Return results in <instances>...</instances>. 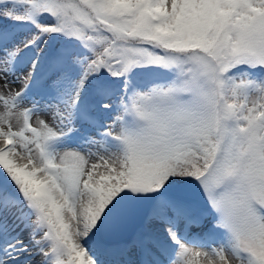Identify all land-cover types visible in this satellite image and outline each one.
<instances>
[{
  "label": "snow or ice",
  "instance_id": "obj_1",
  "mask_svg": "<svg viewBox=\"0 0 264 264\" xmlns=\"http://www.w3.org/2000/svg\"><path fill=\"white\" fill-rule=\"evenodd\" d=\"M0 21V264H264V0Z\"/></svg>",
  "mask_w": 264,
  "mask_h": 264
},
{
  "label": "rangeland",
  "instance_id": "obj_2",
  "mask_svg": "<svg viewBox=\"0 0 264 264\" xmlns=\"http://www.w3.org/2000/svg\"><path fill=\"white\" fill-rule=\"evenodd\" d=\"M0 23H3V21H0ZM9 27H11V25H9ZM19 27L17 28V31H18ZM27 30V29H26ZM26 30H23L22 32H19L20 33V38H23V33L26 31ZM14 88H18L19 86L18 85H14L13 86ZM35 117H33V122H35Z\"/></svg>",
  "mask_w": 264,
  "mask_h": 264
}]
</instances>
